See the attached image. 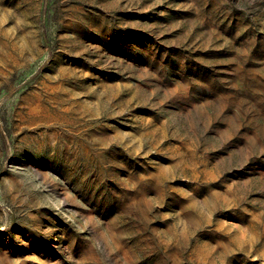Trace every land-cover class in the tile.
Wrapping results in <instances>:
<instances>
[{
    "label": "rangeland",
    "instance_id": "374dc122",
    "mask_svg": "<svg viewBox=\"0 0 264 264\" xmlns=\"http://www.w3.org/2000/svg\"><path fill=\"white\" fill-rule=\"evenodd\" d=\"M0 264H264V0H0Z\"/></svg>",
    "mask_w": 264,
    "mask_h": 264
}]
</instances>
